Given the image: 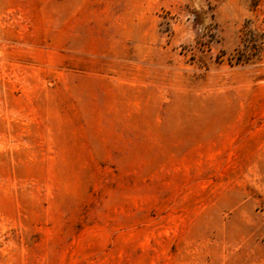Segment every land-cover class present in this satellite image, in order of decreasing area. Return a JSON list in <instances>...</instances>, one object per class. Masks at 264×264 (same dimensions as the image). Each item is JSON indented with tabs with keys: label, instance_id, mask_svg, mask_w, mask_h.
<instances>
[{
	"label": "rangeland",
	"instance_id": "rangeland-1",
	"mask_svg": "<svg viewBox=\"0 0 264 264\" xmlns=\"http://www.w3.org/2000/svg\"><path fill=\"white\" fill-rule=\"evenodd\" d=\"M0 264H264V0H0Z\"/></svg>",
	"mask_w": 264,
	"mask_h": 264
}]
</instances>
